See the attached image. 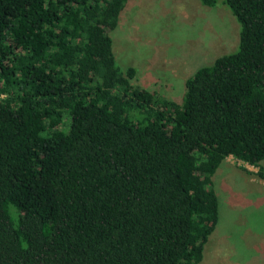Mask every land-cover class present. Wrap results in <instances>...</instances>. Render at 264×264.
I'll return each instance as SVG.
<instances>
[{
    "label": "trees",
    "instance_id": "trees-1",
    "mask_svg": "<svg viewBox=\"0 0 264 264\" xmlns=\"http://www.w3.org/2000/svg\"><path fill=\"white\" fill-rule=\"evenodd\" d=\"M127 1L0 0V264H198L219 164L264 179V0H199L237 46L178 103L115 64Z\"/></svg>",
    "mask_w": 264,
    "mask_h": 264
},
{
    "label": "rangeland",
    "instance_id": "rangeland-1",
    "mask_svg": "<svg viewBox=\"0 0 264 264\" xmlns=\"http://www.w3.org/2000/svg\"><path fill=\"white\" fill-rule=\"evenodd\" d=\"M107 32L115 64L133 71L130 83L176 103L184 81L238 40L229 11L199 0H128ZM256 170L228 158L215 170L217 223L198 264H264V179Z\"/></svg>",
    "mask_w": 264,
    "mask_h": 264
},
{
    "label": "built area",
    "instance_id": "built-area-1",
    "mask_svg": "<svg viewBox=\"0 0 264 264\" xmlns=\"http://www.w3.org/2000/svg\"><path fill=\"white\" fill-rule=\"evenodd\" d=\"M227 158H228V159H233V158L230 157V156H228ZM233 162H237V164H242V163H240L239 161H235L234 159H233Z\"/></svg>",
    "mask_w": 264,
    "mask_h": 264
},
{
    "label": "clouds",
    "instance_id": "clouds-1",
    "mask_svg": "<svg viewBox=\"0 0 264 264\" xmlns=\"http://www.w3.org/2000/svg\"><path fill=\"white\" fill-rule=\"evenodd\" d=\"M241 163V162H240ZM242 164H244V163H242ZM244 165H246V164H244Z\"/></svg>",
    "mask_w": 264,
    "mask_h": 264
},
{
    "label": "crops",
    "instance_id": "crops-1",
    "mask_svg": "<svg viewBox=\"0 0 264 264\" xmlns=\"http://www.w3.org/2000/svg\"><path fill=\"white\" fill-rule=\"evenodd\" d=\"M255 169V168H254Z\"/></svg>",
    "mask_w": 264,
    "mask_h": 264
}]
</instances>
